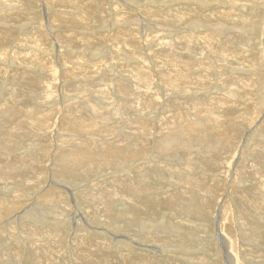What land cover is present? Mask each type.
<instances>
[{
    "label": "rangeland",
    "instance_id": "1",
    "mask_svg": "<svg viewBox=\"0 0 264 264\" xmlns=\"http://www.w3.org/2000/svg\"><path fill=\"white\" fill-rule=\"evenodd\" d=\"M0 105V264H264V0H0Z\"/></svg>",
    "mask_w": 264,
    "mask_h": 264
},
{
    "label": "bare ground",
    "instance_id": "2",
    "mask_svg": "<svg viewBox=\"0 0 264 264\" xmlns=\"http://www.w3.org/2000/svg\"><path fill=\"white\" fill-rule=\"evenodd\" d=\"M76 19V18H75ZM194 23V22H193ZM191 26V25H190ZM173 48V47H172ZM182 50V49H181ZM174 62V61H173ZM164 66V65H163ZM158 88V87H157ZM49 95V94H48ZM158 96V95H157ZM1 106V105H0ZM2 107V106H1ZM3 108V107H2ZM8 111H9V109H8ZM7 111V112H8ZM6 112V113H7ZM24 112H22V114H23ZM40 113V112H39ZM5 114V112H1V110H0V157L2 156V155H4L5 156V154L3 153V151L5 152V146L6 145H8V144H10V146H14V145H16V143H18V141L21 139V136H20V133L18 132V131H16V128H14L15 126H12V127H10V125H13L14 123L13 122H11L10 121V119H8L7 118V116H5L4 115ZM21 114V115H22ZM42 114V113H41ZM37 115V114H36ZM178 115V114H177ZM192 115V114H191ZM10 118V117H9ZM23 118V117H22ZM25 118H26V116H25ZM41 119V118H40ZM195 119V118H194ZM251 119V118H250ZM35 127H36V130L38 129V130H40V126L38 125V123L36 124V122H34V125H33V129L35 130ZM45 127V126H44ZM19 128V127H18ZM191 128V127H190ZM42 129V128H41ZM187 129V128H186ZM27 130V129H26ZM32 130V129H31ZM33 130V131H34ZM136 131V130H135ZM150 131V130H149ZM173 133V132H172ZM33 134V133H32ZM31 134V135H32ZM181 134H183L182 132H179V133H177L174 137H173V141H176L175 139H179V137H182L181 136ZM185 134V133H184ZM187 136H189V135H187ZM206 137V136H205ZM189 138H192V137H189ZM168 139V138H167ZM191 140H193V138L192 139H190V140H188V141H190L191 142ZM171 141V140H170ZM226 141V140H225ZM228 142V141H227ZM33 143V142H32ZM61 143V142H60ZM173 143V142H172ZM159 144V143H158ZM167 144V145H166ZM192 144V143H191ZM161 145V144H160ZM207 146V143H205V142H202V146L204 147V146ZM179 146V145H178ZM170 147H171V143L169 142V141H167L164 145H163V149L164 150H170ZM219 147V146H218ZM186 148V147H185ZM187 149H189V148H187ZM3 150V151H2ZM174 150H176L175 149V147H174ZM173 150V151H174ZM189 150H191V148L189 149ZM204 150H205V148H204ZM208 150H210V149H208ZM9 151V150H8ZM171 151V150H170ZM160 152V151H159ZM163 153H164V151H163ZM177 153H178V150H176L175 151V155H177ZM223 153V152H222ZM221 153V154H222ZM210 154V153H209ZM208 154V155H209ZM106 156V155H105ZM179 156V155H178ZM6 157V156H5ZM62 157V156H61ZM60 157V158H61ZM131 156H129L128 158H130ZM132 157H137L136 155H132ZM67 158V157H66ZM29 159V158H28ZM136 159V158H135ZM43 160V159H42ZM126 160V159H125ZM207 160V159H206ZM61 161V160H60ZM75 161V160H74ZM68 162V161H67ZM70 162H71V160H70ZM77 161H75V163H76ZM33 163H36L35 161H33ZM43 163V162H42ZM190 164V163H189ZM192 164V163H191ZM194 164V163H193ZM71 165V163L69 164V162L68 163H66V161H64V158H63V160H62V163L60 164V171L61 172H65V173H67L68 175L70 174V173H72V167L70 168L69 166ZM76 165V164H75ZM80 165V164H79ZM165 166V165H164ZM12 167V165H11V163H7V162H0V183L1 182H5V183H11V182H13L12 181V179H11V177H13V176H16L17 174L15 173V171L17 172V170H9V171H6L7 169H9V168H11ZM23 167V166H22ZM66 167H68L67 169H65ZM96 167V166H95ZM53 168V167H52ZM29 169V168H28ZM32 169V172H35V170H33V168H31ZM95 169V168H94ZM167 169V168H166ZM241 169V168H240ZM172 170V169H171ZM243 170V169H242ZM2 171H4V173H1ZM12 173L11 175H9V173ZM30 172H31V170H30ZM86 172V171H85ZM32 174H34V173H32ZM180 178V177H179ZM173 179H174V177H173ZM241 180V179H240ZM119 183V182H118ZM195 184V183H194ZM219 185V184H218ZM117 189H118V191H120V193H118L119 194V196H121V198H122V201H131L132 199H134V200H132V201H135V200H138V201H141V199L140 198H142V193L141 194H137V191L133 194V198H131V191H129V189H127V187L125 188V186L124 185H121V184H117ZM70 188V187H69ZM141 189V188H140ZM151 189V188H150ZM16 191V190H15ZM159 191V190H158ZM157 191V192H158ZM134 192V191H133ZM138 192H140V191H138ZM145 193H146V195H148L149 193H150V191L147 189L146 191H145ZM151 193H152V191H151ZM154 193V192H153ZM224 194V193H223ZM4 196V195H3ZM55 197V196H54ZM150 197V196H149ZM151 198V197H150ZM160 199V198H159ZM101 200H103V203H105L106 205H107V210H109V209H111L112 207H113V203L111 202V199L110 200H108V201H106L105 199H100L99 198V200L98 201H101ZM113 200V199H112ZM145 201V200H144ZM164 204V203H163ZM135 205H140V204H135ZM158 205V204H157ZM6 206V201L4 200V199H0V221L3 219V215H2V211H4L3 210V208ZM153 206V205H152ZM158 206H160V204L158 205ZM157 206V207H158ZM166 206V205H165ZM7 207V206H6ZM153 207H155V206H153ZM161 207V206H160ZM11 208V207H10ZM6 209V208H5ZM15 209V208H14ZM28 211V210H27ZM232 211V210H231ZM10 212H11V210H10ZM24 212V211H23ZM195 213V212H194ZM225 213V212H224ZM241 213V212H240ZM13 216V215H12ZM11 216V217H12ZM16 216H18L17 214H16ZM18 217H13V219H11V221H10V223L12 222H15V220L17 219ZM152 219H153V217H152ZM154 220V219H153ZM76 223H78V222H76ZM87 223V222H86ZM145 224V223H144ZM143 224V225H144ZM147 224H148V222H147ZM169 225V224H168ZM173 225V224H172ZM148 227V226H147ZM150 227V226H149ZM142 229V228H141ZM152 231V230H151ZM163 231V230H162ZM161 231V232H162ZM145 232V231H144ZM143 232V233H144ZM164 232V231H163ZM152 233V232H151ZM151 233H149V235L151 234ZM107 235V234H106ZM142 236V235H141ZM167 236V235H166ZM143 238V237H142ZM145 239V238H144ZM129 240V243L127 244V243H125L122 239H119V240H116V241H118L121 245H127L128 247H133V244H134V240L133 239H128ZM230 241H231V238H230ZM251 241V240H250ZM31 242V241H30ZM132 242H133V244H132ZM123 243H125V244H123ZM172 243V242H171ZM143 244V243H142ZM231 244V243H230ZM233 244V243H232ZM232 244L230 245V246H232ZM161 247V246H160ZM252 249V248H251ZM14 250V249H13ZM160 252H164V251H166V249L165 248H160V250H159ZM153 252H156V250L155 251H153ZM159 252V253H160ZM261 258V257H260Z\"/></svg>",
    "mask_w": 264,
    "mask_h": 264
}]
</instances>
